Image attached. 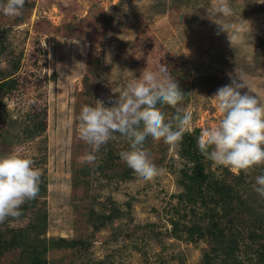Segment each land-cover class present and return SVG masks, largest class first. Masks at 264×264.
<instances>
[{
	"label": "rangeland",
	"instance_id": "374dc122",
	"mask_svg": "<svg viewBox=\"0 0 264 264\" xmlns=\"http://www.w3.org/2000/svg\"><path fill=\"white\" fill-rule=\"evenodd\" d=\"M228 2L227 17L209 15L217 0H25L19 16L0 11V155H31L42 173L21 215L0 222V264H264V239L251 237L264 235L254 191L264 164L235 172L194 158L220 119L219 87L242 74L264 101V3ZM163 68L183 100L160 110L166 120L190 110L193 131L175 146H144L158 175L143 181L128 168L119 133L82 163V106H111L129 80ZM197 164L232 185L227 202L204 182L196 194ZM213 219L223 243L208 232Z\"/></svg>",
	"mask_w": 264,
	"mask_h": 264
},
{
	"label": "clouds",
	"instance_id": "9594fccd",
	"mask_svg": "<svg viewBox=\"0 0 264 264\" xmlns=\"http://www.w3.org/2000/svg\"><path fill=\"white\" fill-rule=\"evenodd\" d=\"M24 4L25 0H4L0 11L6 16H19ZM231 14L228 0H217L209 12L224 17ZM213 97L220 119L200 133V153L216 166L235 172L264 164V101L248 90L242 74L219 87ZM182 100V90L163 68L159 72L147 70L142 77L129 80L111 106L99 100L95 105H83L78 116L79 138L91 150L83 156L82 163L95 164L101 146L119 133L130 145L129 152L121 153V160L141 180H152L159 169L143 150L148 141L162 139L175 146L185 133L193 131L190 110L177 109L174 120H166L160 110L164 105L176 107ZM34 163L31 155L22 152L0 155V222L19 217L21 205L38 195L42 173ZM254 191L264 197V174L255 177Z\"/></svg>",
	"mask_w": 264,
	"mask_h": 264
},
{
	"label": "trees",
	"instance_id": "16d2710c",
	"mask_svg": "<svg viewBox=\"0 0 264 264\" xmlns=\"http://www.w3.org/2000/svg\"><path fill=\"white\" fill-rule=\"evenodd\" d=\"M199 149L197 148L195 150V159L199 158L200 155H199ZM194 174L195 176L192 177V180H194V187L197 188L196 189V194L197 195H200V197H202L203 193H204V189L201 190L202 188V185H203V182H204V188L207 190L208 193H211L214 192L216 194V202L217 201H222V202H227L229 199V195L232 191V185L225 182L224 180H218V179H213L211 181H208V176L204 173H202V167L200 166V164H197L195 170H194ZM207 178V182L205 183V179ZM227 183V184H226ZM190 201H196V197L195 196H190V198H188ZM201 199V198H200ZM214 220V219H213ZM229 220V219H228ZM218 224V221L217 220H214L212 222H210L209 226L207 227L208 232L210 234V236L212 238H214V240L216 242L219 241V243H223V229L221 228H218L217 226ZM251 237L254 239V238H257V237H261L264 239V235H257L255 233H253L251 235ZM233 249L231 247H228L227 248V254L232 252ZM260 253H259V256L260 258L263 260L264 258V244H261L260 245V248L258 250Z\"/></svg>",
	"mask_w": 264,
	"mask_h": 264
}]
</instances>
